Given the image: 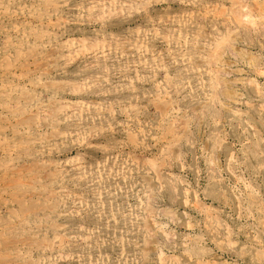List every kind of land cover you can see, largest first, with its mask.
<instances>
[{"label":"rangeland","instance_id":"obj_1","mask_svg":"<svg viewBox=\"0 0 264 264\" xmlns=\"http://www.w3.org/2000/svg\"><path fill=\"white\" fill-rule=\"evenodd\" d=\"M0 264H264V0H0Z\"/></svg>","mask_w":264,"mask_h":264},{"label":"bare ground","instance_id":"obj_2","mask_svg":"<svg viewBox=\"0 0 264 264\" xmlns=\"http://www.w3.org/2000/svg\"><path fill=\"white\" fill-rule=\"evenodd\" d=\"M53 27V26H52ZM43 40V39H42ZM48 45V44H47ZM56 52V51H55ZM51 61H53V60H51ZM47 63H49V62H47ZM48 85V84H47ZM36 100V99H35ZM8 107V106H7ZM164 108V107H163ZM32 116V115H31ZM30 119V118H29ZM24 121V120H23ZM33 123V122H32ZM38 123V122H37ZM176 144V143H175ZM14 147V146H13ZM19 174H20V172H19ZM45 174V173H44ZM40 181V180H39ZM30 183H32V182H30ZM154 187V186H153ZM33 195H35V193L33 194ZM30 197V196H29ZM37 197V196H36ZM5 202V201H4ZM30 203V202H29ZM49 203V202H48ZM31 209V208H30ZM16 213V212H15ZM25 214V213H24ZM248 217V216H247ZM23 224V223H22ZM25 224V223H24ZM50 229V228H49ZM44 242V241H43ZM30 243V242H29ZM51 243V242H50ZM32 245V244H31ZM43 245V244H42ZM27 247V246H26ZM33 247V246H32ZM51 249V248H50ZM44 250V249H43ZM6 253V252H5ZM18 254V253H17ZM14 257V256H13ZM16 258V257H15Z\"/></svg>","mask_w":264,"mask_h":264}]
</instances>
